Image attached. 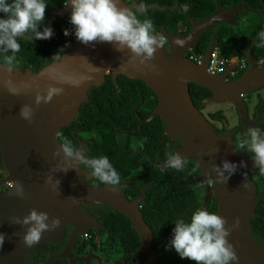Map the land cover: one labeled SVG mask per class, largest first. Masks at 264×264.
<instances>
[{"label":"water","instance_id":"95a60500","mask_svg":"<svg viewBox=\"0 0 264 264\" xmlns=\"http://www.w3.org/2000/svg\"><path fill=\"white\" fill-rule=\"evenodd\" d=\"M65 3L51 10L47 26L51 27L56 16L64 17L71 9L70 4L65 6ZM121 3L123 4L122 0ZM221 13L230 18L232 11L220 9L203 23L193 22L186 36L167 34L171 42L170 51L158 49L155 59L150 61L157 65L156 71L140 64L138 59L131 60L127 49L123 52L117 51L111 43L85 45L77 39L67 46L63 54L37 72L17 67L9 72L5 65L0 64V152L6 170V175L0 178V185L8 181L13 184L18 180L24 184L28 197L22 199L10 195V187L0 193V233L5 234L3 247L0 248V264H24L26 254L34 248V245L25 247L20 238L26 226L11 223L10 217L22 218L31 208L47 211L50 217H60V227L55 231L45 232L39 241L54 242L64 236L68 222H76V226H80V235L90 226L98 227L96 218L79 208L80 205L98 203H106L119 209L130 219L139 232L138 250L146 255L148 264H156V257L160 254L151 247V233L139 211V201L144 195V189L139 197L130 201L121 195L119 188L111 191L110 185L85 186L81 179V169L53 173L54 178L60 180L59 194L45 184L49 170L61 159L52 155L60 145L57 138L59 128L71 122L79 105L86 98L88 88L91 85H100L107 73L111 74L114 83L118 74L141 79L157 94L158 104L151 117L160 115L167 124L165 133L172 138L180 136L181 146L175 152L184 157L194 156L201 166L202 171L195 179L206 189L204 203L212 188L218 204L217 213L227 217L229 224L233 222L234 217L240 218V228L234 229L228 237L236 246L239 264H264V245L259 246L260 242L250 236L249 219L254 215L253 209L259 201V197L253 198V158L244 157L234 149L227 122L224 121V134L216 133L213 125L193 105L188 90L190 82L209 89L212 95L206 98L203 104L232 101L239 111L241 122L244 123L246 107L242 96L264 85V66H259L250 52L246 53L247 68L242 75L230 81L225 80L229 68L220 75H211L206 71L214 39L209 43L201 63H194L183 55L184 49L195 43L203 28L222 20L219 17ZM9 80L13 86L22 89L23 94H10L6 88V82ZM73 81H79V84L75 85ZM49 85L63 88L64 93L54 97L51 103H42L36 108V92L46 89ZM25 103L36 108L31 124L19 116L20 108ZM216 146L219 151L208 155ZM224 159L237 164L245 161L247 167L239 168L226 183L216 182V173L211 171V165L222 167ZM243 173L247 174V188L242 187L245 179ZM207 177L214 182L207 183ZM71 197H75L77 201L74 203ZM15 232H19L20 236L13 235ZM65 255H69L67 248L58 254Z\"/></svg>","mask_w":264,"mask_h":264},{"label":"trees","instance_id":"16d2710c","mask_svg":"<svg viewBox=\"0 0 264 264\" xmlns=\"http://www.w3.org/2000/svg\"><path fill=\"white\" fill-rule=\"evenodd\" d=\"M65 1L46 0L48 6L44 25H47L51 10L63 6ZM132 1L136 3L135 8H130L133 11H137L139 5H144L145 11H137L138 17L141 20L151 19L155 35H165L169 46L171 42L167 34L186 36L193 22L203 23L220 9L231 10L229 20H217L201 30L195 43L185 49V57L204 55L214 39L210 51L218 47L224 56L237 55L246 59V53L250 52L257 60L264 59V43L257 39V34L264 30V0ZM3 16L0 12V18ZM51 28L53 35L50 39H32L31 34L19 39L21 49L15 53V67L37 72L65 52L67 47L64 42L71 43L76 39L74 27L70 23V10L64 17L56 16ZM65 29L69 30V35L64 34ZM258 43L260 47L256 46ZM5 55L12 53L0 51V64L4 65ZM190 61L195 63L194 59ZM246 63L248 65L247 59ZM245 69L237 71L234 77L242 75ZM188 90L193 105L201 113L203 101L212 92L193 82L188 84ZM258 96L257 106L263 114L264 98ZM157 104V94L145 81L118 74L114 83L111 74L107 73L100 85L88 88L87 96L79 105L75 117L68 125L59 128L57 138L60 144L68 138L74 142V148L79 146L77 150L80 149L87 158L108 156L120 174L121 182L116 188H119L124 198L134 200L144 189L139 211L150 230L151 247L160 254L156 257V264H195L188 259H181L175 249L169 246L174 222L179 218L189 219L197 207L217 212L218 204L212 188L204 203L206 189L204 186L198 187L200 183L195 179L202 168L194 156L185 157L187 163L180 171L164 167L167 153L175 152L181 146V139L179 135L172 138L165 133L167 124L160 115L151 117ZM216 114L220 115L221 112L211 113L210 116L215 118ZM257 125L264 132V119ZM79 166L85 186H104L91 176L90 170L83 164ZM251 179L255 185L253 198L259 197V201L253 209L254 215L249 219L250 236L260 242L259 246H263L264 175L253 167ZM84 182L91 184L86 185ZM80 209L94 216L99 223L98 227L90 226L88 232L93 239L99 235L98 243L105 261L109 264H148L146 255L138 250L139 232L122 211L106 203L82 205ZM60 246L56 241L38 242L26 254L24 264H68L65 256H58Z\"/></svg>","mask_w":264,"mask_h":264},{"label":"clouds","instance_id":"9594fccd","mask_svg":"<svg viewBox=\"0 0 264 264\" xmlns=\"http://www.w3.org/2000/svg\"><path fill=\"white\" fill-rule=\"evenodd\" d=\"M70 4V23L74 27V34L78 41L88 45L94 43H111L117 51L125 49L130 53V59L152 71L157 70V65L150 63L156 57L158 49L163 48V39L155 35V27L151 19L141 20L137 11L143 13L144 5H139L137 11H133L121 0H67L65 6ZM48 4L46 0H0V12L4 14L0 18V51L11 52L5 55L3 63L11 72L15 67V53L21 49L19 39L31 34V38L50 39L53 35L51 27L44 25ZM43 29L41 30V26ZM69 35L68 29L64 30ZM257 39L264 43V30L257 34ZM260 47L261 44L256 45ZM75 85L79 81H73ZM7 91L19 96L23 94L22 89L6 82ZM64 93V89L49 85L44 90H38L34 97V104L38 108L42 103L49 104L54 97ZM36 108L32 104L25 103L21 106L19 116L29 124L33 123ZM237 151L252 153L254 167L264 175V132L258 127L249 126L245 138L235 146ZM2 150V148H0ZM218 146L210 150L208 155L217 153ZM61 153L63 155H61ZM204 153H202L203 155ZM53 157H61L56 166L49 170L45 184L51 190L59 194L60 180L54 178L53 173L57 171L67 172L69 169L79 170L83 164L90 170L93 178L101 184L110 185L111 191L121 182L117 169L113 166L108 156L87 158L82 151L72 145L71 140L65 138L59 148L53 151ZM187 163L185 157L179 152L169 151L167 153L165 168L180 171ZM245 161L239 164L227 159L222 161V167L212 164L211 171L216 173V182L226 183L228 179L239 169L246 168ZM227 173V174H225ZM245 179L243 188L249 187L247 174L243 173ZM203 186L202 184L197 185ZM9 187L10 195L26 199L24 184L15 180ZM75 203L77 199L71 197ZM13 224L26 226L20 237L25 247L37 244L45 232L55 231L61 225L58 216H49L47 211L31 208L27 215L10 217ZM172 229V238L169 246L174 248L181 259H188L195 264H239V256L236 246L230 242L228 237L234 229L241 226L240 218L234 217L229 224L228 218L206 207L195 208L189 219L179 218ZM20 236L19 232L13 233ZM11 239V237H9ZM5 234L0 233V248L3 247Z\"/></svg>","mask_w":264,"mask_h":264},{"label":"flooded vegetation","instance_id":"af4514ba","mask_svg":"<svg viewBox=\"0 0 264 264\" xmlns=\"http://www.w3.org/2000/svg\"><path fill=\"white\" fill-rule=\"evenodd\" d=\"M124 1L127 7L129 8L136 7V3L133 2L132 0H124ZM261 66H264V62H262ZM235 74L232 76L227 75L225 80L230 81L234 78H237V77H234ZM263 86L244 95L243 99H244V103L246 107V121L244 123L241 122L240 117L238 115V110L235 108L237 121L234 125H230L231 138H232V144L234 146V149H235V146L239 143V141L245 138L248 127L249 126L258 127L257 125L258 122L264 119V113L261 114L262 109L258 108L257 106V102L259 100L258 95L264 98V92L263 94L256 93L255 95L256 101L250 105L251 93L257 92L258 90H261V89L264 90ZM201 113H202V110H201ZM223 119H224L223 116H220L219 114H216L215 118H212V117L210 118L211 123L215 131L218 134H224L225 132V125H224ZM122 138H124V136H122ZM73 143L74 142H72V144ZM78 147L76 149H78ZM237 152L243 156H247V157L252 156V153H249L244 150L237 151ZM0 164H3L1 152H0ZM0 174H2L3 176L5 175V173H2V172H0ZM84 183L86 185L87 183L91 184V182H87V183L84 182ZM4 189L5 187L1 186L0 192H2ZM80 207H82V205H80L79 208ZM79 227L76 226L75 222L66 224L65 226L66 231H65L64 236L60 240L56 241V242H59L61 245L58 252L62 253L67 248L69 255H65V258L67 259L68 264H74L76 262H78L79 264L108 263L107 261L104 260L103 256H101V253L103 250L101 249L98 243L99 235H97L96 238L93 239L92 234L88 232L90 228H88L83 234L80 235L78 234Z\"/></svg>","mask_w":264,"mask_h":264},{"label":"rangeland","instance_id":"374dc122","mask_svg":"<svg viewBox=\"0 0 264 264\" xmlns=\"http://www.w3.org/2000/svg\"><path fill=\"white\" fill-rule=\"evenodd\" d=\"M122 1H123V4H125V1L124 0H122ZM219 17H221L224 20H229V18L227 17V15H223V13L219 14ZM158 37H160V38L163 39V42H164L163 49L166 52H169L170 49H171V46L167 45V38L163 34H160ZM185 49H184V52H183V55L184 56H185ZM252 57H253V55H252ZM253 58L256 60V62H257V64L259 66H261L262 62H264V59H262V58L261 59H258V60L255 57H253ZM186 59H188V58H186ZM263 92H264V90L261 89V90H258L257 92L251 93V96H250V99H251L250 105L256 101V99H255L256 93L263 94ZM242 97L244 98V96H242ZM235 108L237 109V107L233 104V102L232 101H229V100H224V101H220V102H208V103H206V104L203 105L202 113L201 114L203 115V117L209 123H211V120H210L211 116H210V114L211 113H215V112H221L220 116H223V118H224L223 121L227 122V124H228V126L230 128V125H234L236 123V121H237V116H236ZM238 115H239V111H238ZM0 172L5 173V175H6V170L4 169L3 164H0ZM205 181L207 183H209V184H211V183L214 182L212 179H210L208 177L205 178ZM1 186H4L5 187V189L3 191H5L7 189V187L5 186V184L0 185V187ZM92 253H93V251H92ZM98 263H100V262H98ZM103 264H109V263H103Z\"/></svg>","mask_w":264,"mask_h":264},{"label":"built area","instance_id":"2783aa9c","mask_svg":"<svg viewBox=\"0 0 264 264\" xmlns=\"http://www.w3.org/2000/svg\"><path fill=\"white\" fill-rule=\"evenodd\" d=\"M165 36V35H164ZM69 42H64V45L67 47L69 46ZM203 55H190L188 57L189 60L194 59L195 63H201ZM261 61V60H260ZM227 68L228 74L227 75H234L237 71L247 68L246 59L239 58L237 55L234 56H224L222 55L220 49L218 47H214L210 52L206 64V71L211 75H220L222 74ZM227 77V76H226ZM12 184L11 181H8L5 186L9 187Z\"/></svg>","mask_w":264,"mask_h":264}]
</instances>
